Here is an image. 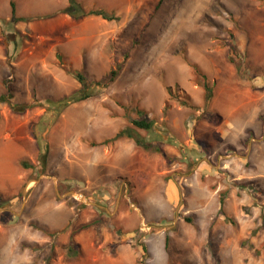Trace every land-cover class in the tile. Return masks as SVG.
<instances>
[{
    "label": "rangeland",
    "instance_id": "rangeland-1",
    "mask_svg": "<svg viewBox=\"0 0 264 264\" xmlns=\"http://www.w3.org/2000/svg\"><path fill=\"white\" fill-rule=\"evenodd\" d=\"M81 2L118 19L83 37L52 23L68 0H0V264H264V0ZM70 68L119 74L69 103ZM128 128L165 155L136 146L114 183L127 151L101 143Z\"/></svg>",
    "mask_w": 264,
    "mask_h": 264
},
{
    "label": "trees",
    "instance_id": "trees-1",
    "mask_svg": "<svg viewBox=\"0 0 264 264\" xmlns=\"http://www.w3.org/2000/svg\"><path fill=\"white\" fill-rule=\"evenodd\" d=\"M69 1V6L61 11V13L70 16L72 19L74 20H80L83 18H86L88 16H98V17H102L104 20L106 21H114L117 20L118 18L113 14V11H108L105 8L102 7H94L91 9H87L83 3L79 0H68ZM163 0H160L159 5H161ZM11 13H12V21L13 22H22L23 20L21 18H18L17 16V9H16V5L14 2H11ZM119 68V67H118ZM68 72L82 85V93L83 95H81L80 97H78L77 99H72V98H67L66 102H72V101H83L86 99H89L90 97H92V95L90 93H88V89L92 87V85L97 86L99 88H107L110 84H112L115 79L117 78L118 74H119V69H111L109 74H107L105 77H103L100 81H96V82H92L90 83L89 80L87 79V77L74 69H69ZM203 88L205 91V101L208 103L210 102L213 97H214V90L213 87L208 79V77L206 75L203 76ZM12 98V94H4L0 96V102L1 103H8L10 104V100ZM133 125L140 129V130H146V131H151L153 129V122L149 121V119L146 116H143L141 119L139 120H133L132 121ZM121 139H129L132 140L136 143L137 146L143 148L146 151H156L159 153H162L163 155H165L161 149L156 148L153 144L147 142L144 140V138L140 135V134H136L134 131H132V129H123L120 130L113 138L109 139V140H105L103 141L101 144L102 145H106L110 142H116L118 140ZM23 166L28 167V164H24ZM4 203V201L0 198V205H2ZM224 204H225V199L221 198V213H224ZM31 225L39 230L42 231L46 234H50V230L43 226L40 225L36 222H32ZM87 227V226H85ZM79 254V247L76 244L75 240H74V233H72L70 241H69V249H68V255L70 258H75L77 257Z\"/></svg>",
    "mask_w": 264,
    "mask_h": 264
},
{
    "label": "crops",
    "instance_id": "crops-1",
    "mask_svg": "<svg viewBox=\"0 0 264 264\" xmlns=\"http://www.w3.org/2000/svg\"><path fill=\"white\" fill-rule=\"evenodd\" d=\"M79 1H83V0H79ZM68 4H69V1L65 7H67ZM97 18L98 17L84 18V21H83V23H84L83 24L84 34H83V37L87 36V34H88L87 32L89 31V29H87V26L94 23L95 21H97ZM63 21L68 23L70 26H76L75 23L78 22V21L73 20L68 15H62V16L57 17L56 20L52 21V23L54 24V23L63 22ZM83 37H82V35H79L78 37H76V39L78 40V43H79L78 48H77V49H79V50H77L78 52H81L83 50L84 43L86 41L85 38H83ZM116 145H117L116 146L117 150H119L120 148H125L127 153L126 154L120 153L117 155V157H118L117 167H116V161H112V163L109 164V165L112 164V168H110V170H111V174H113L112 182H114V183L116 182L117 179L119 180V178L126 176L129 173V171H127V170H129L128 165H129L130 160H132V154L136 149L135 147L137 146L134 141L129 140V139L118 140V141H116ZM122 162H127L126 166L122 167L121 166ZM225 207H226V204H224V208Z\"/></svg>",
    "mask_w": 264,
    "mask_h": 264
},
{
    "label": "water",
    "instance_id": "water-1",
    "mask_svg": "<svg viewBox=\"0 0 264 264\" xmlns=\"http://www.w3.org/2000/svg\"><path fill=\"white\" fill-rule=\"evenodd\" d=\"M71 194H73V196H79V199L87 204H91L93 205L94 203L90 202L83 194H76L75 192H71ZM101 207V206H100Z\"/></svg>",
    "mask_w": 264,
    "mask_h": 264
},
{
    "label": "bare ground",
    "instance_id": "bare-ground-1",
    "mask_svg": "<svg viewBox=\"0 0 264 264\" xmlns=\"http://www.w3.org/2000/svg\"><path fill=\"white\" fill-rule=\"evenodd\" d=\"M77 198H79V196L77 195Z\"/></svg>",
    "mask_w": 264,
    "mask_h": 264
}]
</instances>
